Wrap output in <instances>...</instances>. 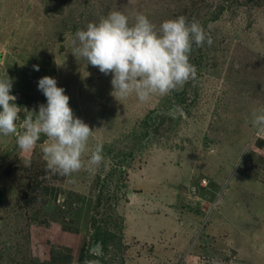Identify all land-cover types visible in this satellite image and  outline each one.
<instances>
[{"label":"rangeland","instance_id":"374dc122","mask_svg":"<svg viewBox=\"0 0 264 264\" xmlns=\"http://www.w3.org/2000/svg\"><path fill=\"white\" fill-rule=\"evenodd\" d=\"M115 10L157 27L199 21L213 43L193 45L185 95L116 98L111 74L74 56L76 31ZM6 75L21 122L47 103V75L93 134L85 167L70 175L47 170L45 137L26 154L0 136V264H264V131L252 122L264 113V0H0ZM181 96L185 111L148 133L149 114ZM97 144L104 160L89 171ZM46 184L56 199L29 201ZM97 229L102 256L89 252Z\"/></svg>","mask_w":264,"mask_h":264},{"label":"clouds","instance_id":"9594fccd","mask_svg":"<svg viewBox=\"0 0 264 264\" xmlns=\"http://www.w3.org/2000/svg\"><path fill=\"white\" fill-rule=\"evenodd\" d=\"M71 43L74 56L83 58L104 75L111 74L112 94L116 98L135 95L143 102L154 94L167 95L196 79L197 69L190 61L193 45L211 46L213 40L195 19L189 22L185 16H178L157 27L145 14L130 18L115 10L99 22H89L85 29L77 30ZM33 67L39 71L38 65ZM12 86L8 75L0 78V136L14 135L17 146L26 154H31L45 137L43 159L53 174L70 175L84 168L93 130L74 114L70 97L57 85L56 78L46 75L39 79L38 90L47 103L40 104L38 111L27 110L22 122ZM253 117L258 132L264 131V113H254ZM103 160V146L97 144L88 157L87 169L95 171ZM30 164L31 160L25 159V166ZM102 248L97 242L89 252L102 256Z\"/></svg>","mask_w":264,"mask_h":264},{"label":"trees","instance_id":"16d2710c","mask_svg":"<svg viewBox=\"0 0 264 264\" xmlns=\"http://www.w3.org/2000/svg\"><path fill=\"white\" fill-rule=\"evenodd\" d=\"M187 84L188 83H185L184 87L179 88L181 90V91L179 90V94L183 93V95H185L186 88L188 87ZM185 98H186L185 96L177 97L178 100L176 99V102L178 104L181 103L183 105ZM168 119H169L168 116L164 112H162V113L159 112L156 114L155 111H153L152 113L149 114V120H147L145 122L146 127H147L146 131L149 133V131H150L149 128L153 127L154 123H157L158 126L163 125L166 121H168ZM50 194H54V199H56L57 196L55 194V188L46 184L45 187H43L41 190L31 191L30 192L31 196L29 197V201H34L35 199H42L45 197V195H50ZM25 204H27V203H25ZM63 218H64V215H63ZM64 220L65 219H63L62 221H64ZM61 223H63V222H61ZM93 238L96 242H100L103 245H104L105 241H107V237L105 236V234H103V232H101L100 229H97L95 231V235L93 236Z\"/></svg>","mask_w":264,"mask_h":264},{"label":"water","instance_id":"95a60500","mask_svg":"<svg viewBox=\"0 0 264 264\" xmlns=\"http://www.w3.org/2000/svg\"><path fill=\"white\" fill-rule=\"evenodd\" d=\"M178 110H181L182 112L185 111L184 106L178 104L177 102H174L173 106L170 108V110H168V112L166 110H164L163 112L169 117V116H176L175 114L178 112Z\"/></svg>","mask_w":264,"mask_h":264}]
</instances>
